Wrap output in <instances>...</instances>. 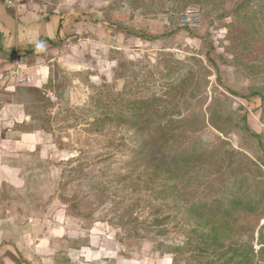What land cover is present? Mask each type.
Listing matches in <instances>:
<instances>
[{
    "label": "rangeland",
    "instance_id": "rangeland-1",
    "mask_svg": "<svg viewBox=\"0 0 264 264\" xmlns=\"http://www.w3.org/2000/svg\"><path fill=\"white\" fill-rule=\"evenodd\" d=\"M40 1L74 27L45 47L46 90L12 84L22 107L11 117L24 122L13 131L43 145L5 159L20 187L2 192L0 230L17 239L0 234V260L264 264V0ZM159 152L184 155L168 162L181 171L150 164ZM197 202L216 205L188 212ZM193 230L217 245L189 239Z\"/></svg>",
    "mask_w": 264,
    "mask_h": 264
},
{
    "label": "crops",
    "instance_id": "crops-1",
    "mask_svg": "<svg viewBox=\"0 0 264 264\" xmlns=\"http://www.w3.org/2000/svg\"><path fill=\"white\" fill-rule=\"evenodd\" d=\"M43 9L42 1L37 2V0L9 8L0 6V210L5 184L20 187L13 179V175H19V169L12 167L5 162V159L19 158L24 153L34 152L43 145L39 133H24L18 129L15 131L12 129L13 126H21L24 122L20 114L17 117H11L12 111L14 110L15 115L17 108L22 105L12 102L11 92L15 87L6 80L7 71L12 68V59L16 55L24 56L23 67L28 68L25 74L30 79L29 86L38 90H46L50 80L51 63L54 60L45 59L46 56L43 55L45 47H50L74 27V21L70 15H61V11L55 8H52L50 12ZM66 18L68 20L63 21ZM68 62L63 64L65 68L69 66ZM0 234L9 236L7 239L11 237L17 239L13 232L7 231L6 233L0 230ZM4 245L9 247L10 243L7 242ZM40 245V243L39 245L35 243L36 252L39 251ZM16 246L22 254L28 253L26 247L20 248L19 244L13 246L14 251L18 252ZM9 250L12 252V246ZM6 259L11 262L5 257L2 261L0 260V264L6 262Z\"/></svg>",
    "mask_w": 264,
    "mask_h": 264
},
{
    "label": "trees",
    "instance_id": "trees-1",
    "mask_svg": "<svg viewBox=\"0 0 264 264\" xmlns=\"http://www.w3.org/2000/svg\"><path fill=\"white\" fill-rule=\"evenodd\" d=\"M215 1H217V0H215ZM211 63L213 64V66H215V62L211 61ZM218 80H219V82H221L220 81L221 77L219 75H218ZM230 93L232 95L236 96V94L233 91H230ZM254 95L258 96L257 93H255ZM247 98L248 97H245L244 99H247ZM110 112L111 111H109V113H107V114H110ZM106 116H107V118H109V120H113V119H110V117H109L110 115H106ZM117 116L119 118V115H117ZM138 123L139 122H137L136 124H134L132 126L136 127L139 130H144V131L148 132V134L152 131V128H154V127H150L149 129H146L145 127L136 126ZM169 129H170L169 126L168 127L167 126H165V127L164 126H158V127H156L155 130H157L158 132H161L163 134V137H165L166 135H168V130ZM147 130H149V131H147ZM151 142L152 141H149L146 144H143V145L137 147L136 149L132 150L131 153L133 155H136V154L138 155L139 154L138 156H140L141 152H144L145 150H149L148 146L151 144ZM182 157H184V155L173 153V152H161V153L159 152V154L150 155L149 160H150V164H154V163L156 164L157 163L156 164L157 167L161 168V170L163 169L164 171L168 172L169 174H173V173H175L177 171H181V167H179L180 163L178 165L171 166V165L168 164V162L171 161L172 159H179V158H182ZM200 161H201V159L199 157H194V160L191 162L190 166L194 167V166L198 165L199 163H201ZM132 165L133 164L130 163V166H132ZM165 178H167V177H165ZM209 205H214L215 206L216 203L212 202L211 204H208V203L201 204V202L200 203L197 202V203H195V204L190 206L191 208L188 210V212H191L192 214H195L199 210V208L204 206L205 207L204 210H206ZM212 219L215 220L216 218H213V217L207 218L206 224L212 223V221H213ZM227 226L228 225H225V227H227ZM155 234L157 236H159V237H162V236L167 235L168 232L166 230H162L161 229L159 231H155ZM191 235H192L191 237H188L189 239H191V238L192 239L193 238L194 239H199L203 243L207 244V246L217 245V242L219 241L218 238L216 237V234H214V233H211L210 235H206L205 236V235H198V232L193 230ZM173 240H175V239H173ZM174 246H175V249H171V250L176 255H180V254H182V252L185 251V244L184 243H175V241H174ZM193 248H194L192 250L193 256H197L198 255V256L202 257L203 255L207 254L210 257L212 255V254L205 253L201 248H198V247H193ZM228 254H229V251H224L222 253L223 257L225 258L224 260H226V261L228 259L227 258ZM210 263L213 264V262H211V261H210Z\"/></svg>",
    "mask_w": 264,
    "mask_h": 264
},
{
    "label": "built area",
    "instance_id": "built-area-1",
    "mask_svg": "<svg viewBox=\"0 0 264 264\" xmlns=\"http://www.w3.org/2000/svg\"><path fill=\"white\" fill-rule=\"evenodd\" d=\"M18 0H0V6L15 7ZM25 57L16 55L12 59V68L7 71L6 80L11 84H26L29 83L30 79L25 74L28 68L23 67Z\"/></svg>",
    "mask_w": 264,
    "mask_h": 264
}]
</instances>
